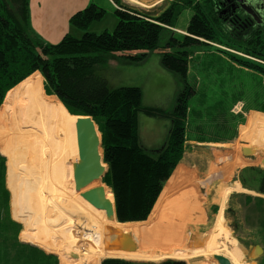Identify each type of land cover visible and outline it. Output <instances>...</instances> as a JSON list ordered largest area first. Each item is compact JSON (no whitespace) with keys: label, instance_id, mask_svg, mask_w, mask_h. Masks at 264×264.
I'll return each instance as SVG.
<instances>
[{"label":"rangeland","instance_id":"rangeland-1","mask_svg":"<svg viewBox=\"0 0 264 264\" xmlns=\"http://www.w3.org/2000/svg\"><path fill=\"white\" fill-rule=\"evenodd\" d=\"M129 1L135 2V0ZM193 15L194 11L192 8L185 9L174 25L176 27H187L190 21V19L187 21V18H191ZM104 18L103 22L96 23L97 25L91 27L89 31L93 28L92 30L97 32V34L103 33L102 31L104 30L99 28L103 26L109 28L108 31L112 33L118 23L115 11L107 7ZM112 21L113 23H111ZM173 32L177 38L181 39L179 32L175 30ZM171 34L167 32L163 36L162 44L167 42ZM188 49L199 53L198 55L196 54L197 58L190 63L189 81L195 87L196 94L190 101L191 112L189 113L188 134L191 137L200 139L228 138V141H230L225 146L211 147L209 150L201 146L187 145L184 160L187 161V159L191 158V161H189L190 166L189 168L187 167V174L200 175V180H203V173L207 172L209 164L215 163L217 160L222 161L224 154H227V152H235V156L242 154V151H240L241 147H243L241 144L242 140L264 142V133L261 129L253 120L248 119L242 113V110L244 111L249 106L264 109V97L261 95L262 77L260 75L258 77L246 75L234 66L226 64L224 60L222 61L221 58L217 57L216 50L211 47L199 45ZM199 51H203V53ZM162 52L163 50L161 49L151 52L148 58L140 64L130 62L124 58L112 59L109 55L107 63L100 70V74L108 79L111 88H141L144 106L161 108L171 112L175 107L177 96L182 90V84L178 75L163 67L161 63ZM237 99H242L246 106H241ZM224 104L228 107L226 113H223ZM245 113L264 127V114L254 111ZM78 119L79 117L71 115L60 101L45 97L42 91L34 85H29L25 89L23 98L16 110H10L0 115V264H54V257L41 259L40 263L37 262L33 258V254L37 250L28 247L27 245L29 244L36 245L39 249H44L48 253L56 254L57 264H99L104 260L92 256L95 250H99L96 245L94 247L91 245L92 248L91 246H86L83 251H80L82 247L79 245L85 246L87 244L85 240L89 237L86 233L101 230L100 222L103 219L96 215L101 213L102 210L98 209L100 211L98 213L94 206L87 204L86 201L83 202L81 200L83 198L82 193L76 190V184H70L72 181L68 183L65 180H58L69 176V173H64L62 176L57 174L56 176L42 177L37 175L32 178L25 176L26 180L23 182L21 192L23 206L28 207L29 204L33 205V207L39 206L36 199H39V201L43 200L42 203L47 201L45 206L42 204V207L39 206L34 212H36L35 214L38 217L41 214L50 215L56 220L58 228L57 230L52 229L53 235L48 233V229L35 226L30 221V218L26 219L27 224L24 226L20 222L22 217L17 216V212L15 213V218L18 220L13 216L12 193L10 190L14 194L15 209L17 208V196L19 195L17 194L18 191L16 192L19 172L13 171V168L18 166L16 164L21 162L24 165L28 163H44V160H51L57 164L67 163L68 158L75 160L79 154H68V158H63L61 157V151L33 149L35 153L30 152V150L23 152V155L19 157L15 155L17 157H11L9 163L8 185L10 189L7 185L8 151L10 148L14 146L32 148V144L40 143V141L51 142V144L53 143L58 147L75 146L77 139L76 121ZM139 122L141 144L151 156L157 157L167 140L171 121L167 118L150 117L140 113ZM241 124L240 138L238 128ZM96 134L100 139L101 134L97 127ZM67 141L69 142L67 143ZM244 148L247 147L245 146ZM214 153L216 154L214 155ZM256 155L257 157L259 155L260 158L263 157L264 147H259ZM232 162L228 163L231 170L225 173L221 182L215 180L213 184L211 183V185L209 184L205 187L206 195L202 199L204 210L202 221L199 222L198 220L202 218L201 216H192V213L186 216L184 211L182 212L183 214L181 213V206H179L178 201L179 187L177 188V185L172 191L165 214L161 212L160 215L157 212L159 219L157 224L162 225L164 228L161 245V249L164 251L175 250L171 242L172 239L181 238L185 247L188 248L187 239L191 231L198 234L210 232L208 239L216 244L219 243V248L209 249L207 253L205 251L194 252L192 254L193 258L191 256L184 260L167 258L162 261L171 259L183 261L186 264H217L216 260L209 255L217 253L227 256L232 261L234 260L233 257H237V254H239L242 257V263L256 264L249 262L248 253L246 252V248L249 246L243 240V235L246 237L245 234H248V232L243 231V228L235 231L233 227L234 222L239 224L241 219L244 218L238 209L240 206L238 207L235 203V196L229 194L226 203L222 204L221 194L226 190L225 187L231 188V179L236 169L245 165L243 161L235 164H232ZM225 164V162H222V166ZM73 165L79 168L80 163L74 162ZM70 166L67 167V170L70 169ZM23 173L24 170H22L21 175ZM73 182L77 183L75 179H73ZM196 183L200 184L201 182L196 181ZM99 184L105 186L106 197L113 203L110 195L111 191L102 181V178ZM219 187L224 189L220 191L218 190L220 189ZM205 188H201L202 193ZM166 190L171 192L168 186ZM79 193L80 196H78ZM53 194H56L57 197L52 202L47 198V195ZM46 206L48 207L46 208ZM84 207L86 208L85 210ZM221 209H223L226 222L222 214L216 218ZM231 210H234L235 215L232 214ZM240 210L243 209L241 208ZM42 219H45V217ZM147 220L146 222L143 221V223L128 222L123 224L115 219L113 228L122 226L125 228L126 225L128 227L130 224V226L132 224L150 226L151 224ZM218 220H221L219 226L217 225ZM14 223L19 224V226L17 225V227ZM25 228L28 233L34 232L48 235L47 237L40 235L27 237L24 235ZM256 241L260 245H264V240ZM238 247L243 249V253ZM72 254H76L78 257L73 258Z\"/></svg>","mask_w":264,"mask_h":264},{"label":"trees","instance_id":"trees-1","mask_svg":"<svg viewBox=\"0 0 264 264\" xmlns=\"http://www.w3.org/2000/svg\"><path fill=\"white\" fill-rule=\"evenodd\" d=\"M113 1L118 6V23L112 33L89 31L94 22L106 15L105 9L91 3L70 19L71 25L83 32L82 37L66 35L58 44H49L32 30L29 0H0V115L16 110L25 89L34 85L45 97L60 101L71 115L90 116L101 134L103 161L107 165L102 181L114 195L113 198L110 192L117 221L143 223L164 194L190 137V101L196 94L189 81L190 63L199 53L188 48L211 47L226 64L263 77L264 88V11L260 22L252 19V23L243 10L235 15L224 14L222 0H172L159 14L122 0ZM189 8L194 15L186 33L177 38L172 28ZM167 32L172 34L162 44ZM160 49L163 67L178 75L182 84L171 112L144 106L141 88H111L108 79L100 74L109 55L140 64ZM140 113L171 121L167 140L157 157L141 144ZM261 189L264 191V177ZM48 233L53 235L52 229ZM27 246L42 251L37 246ZM33 258L37 262L44 259L36 255ZM54 260L57 264V257ZM99 264L186 263L171 259L157 263L108 258Z\"/></svg>","mask_w":264,"mask_h":264},{"label":"crops","instance_id":"crops-1","mask_svg":"<svg viewBox=\"0 0 264 264\" xmlns=\"http://www.w3.org/2000/svg\"><path fill=\"white\" fill-rule=\"evenodd\" d=\"M172 0H135V2H131L129 0H122L123 3L141 8L147 11H152L153 13L159 14L163 10H165L171 3ZM91 3H95L97 6L103 8L106 10V8L110 7L114 11L118 6L115 4L113 0H29V8H30V21H31V27L32 30L35 32V34L40 37L44 42L49 44H58L66 35H72L74 37L80 38L83 35V32L74 26L71 25L70 19L73 15H75L77 12L84 10L86 7H88ZM135 3V4H134ZM190 16V15H189ZM264 18V17H263ZM105 18H103L101 21L94 22L91 27H94L97 25L96 23H101L104 21ZM190 19V17L187 18V21ZM186 21V22H187ZM113 23V21L111 22ZM90 27V28H91ZM102 28L101 30L108 31L109 28L106 27H99ZM93 29V28H92ZM90 30L93 33H97L93 30ZM172 30H175L176 32H179V34H185L187 27H176ZM102 31V32H104ZM112 59H115L111 57ZM235 68L243 71L246 75L249 76H259L256 72H253L251 70L245 69L243 67H239L235 65ZM263 80V77L261 78V81ZM262 84V82H261ZM261 95L264 97V88L262 85ZM55 97V96H51ZM239 101V104L241 106H246V103L242 99H237ZM191 109V108H190ZM223 113H226V109L228 107L224 104L223 106ZM248 111H254L257 113L264 114V109H261L259 107H247L245 110H242L243 115L247 116L248 119L253 120V122L261 129V131L264 133V127L259 124L258 121L253 119L250 115H248L245 112ZM191 112V110H190ZM231 116V115H230ZM243 116V119H244ZM243 124V123H242ZM241 125H239V137L241 135ZM241 138V137H240ZM228 138L224 139H202L199 141L198 138L195 137H189V140L186 142L187 145H196L201 146L205 149H210L211 147L216 146H225L228 144ZM242 140V139H241ZM71 141V140H69ZM67 141V143L69 142ZM243 147H241L242 154H238L235 156V152H227V154H224V159L217 160L215 163L209 164L208 170L206 173H203V180H200V175H193V174H187V167L189 168L190 159H185L183 156L182 162L174 173L172 174L171 178L175 174V172H178V183L177 186H179L178 190V201L179 206H181V213L184 211L185 215L188 216L192 213V216H201L202 218H199V222L202 221L204 217V210L202 207L203 197L206 195V186L213 182L215 180H218L221 182L222 178L224 179L225 173L229 172L231 170V167L228 165L230 161H233L232 164H235L237 162L243 161L245 162V165L237 168L235 171L234 176L231 179L230 187H225L230 189V195L235 196V203L240 206L239 211L243 215V219L239 222L240 229L243 228V231H247L248 234H245L246 237L243 235V240L246 244H248V248H246V252L249 254L253 249L255 245H260L257 243L256 240H264V191H262V179L264 177V156L260 158V156L256 155L257 151L259 150V147H264V142H249L247 140H242ZM250 148L253 152L248 153V155L244 154V147ZM33 149H46L49 151H61V157L68 158V154H78V146H77V139H76V145L75 146H63L58 147L55 146L51 142L46 141H40V143L32 144V148H26L22 146H14L9 149L8 151V177H7V185L9 182V163L12 158L19 157L23 155V152L30 151L32 153H35ZM256 152V153H255ZM254 153V154H253ZM216 153H214L215 155ZM17 155V156H15ZM185 155V154H184ZM67 163H54L51 160H44V163H28L27 165H24L22 162L19 164H16L18 166H15L13 168V171H18V182H17V208L14 207V194L12 193V207H13V216L15 218V213L17 216L22 217V220L20 221L24 226L27 224V220L30 218V221L38 227H42L44 229H53L57 230L58 223L55 219H53L50 215L45 216L41 214L39 217H45V219L39 218L38 215L36 216L35 210L38 209L39 206L42 207V204L47 203L45 201L44 203L42 201H39V199H36V202H38L39 206H34L29 204L28 207L23 206V200L21 199V192L23 187V182L26 180L25 176L28 177H36L37 175L40 177L42 176H56L57 175H64V173H69V176H66L63 179L58 180H65L66 182L72 183L70 184H76L73 182V179H75L76 175L75 172L77 170V167L73 165L74 162L80 163L79 155L76 157L75 160H72V158L67 159ZM17 162V160H16ZM19 162V161H18ZM48 162V163H47ZM222 162H225L226 164L222 166ZM261 163V164H260ZM31 166H30V165ZM71 166H70V165ZM70 166V169L67 170V167ZM232 166V165H231ZM214 167V168H212ZM107 169V168H106ZM21 170V171H20ZM22 170H24L23 175ZM37 171V172H36ZM37 174H36V173ZM219 172V173H218ZM27 173V174H26ZM216 177V178H215ZM71 178V179H70ZM170 178V179H171ZM169 179V180H170ZM213 179V180H212ZM57 180V179H55ZM54 180V181H55ZM168 180V182H169ZM206 182H205V181ZM211 180V181H210ZM196 181L201 182L200 184H197ZM167 182V183H168ZM204 182V183H203ZM166 183V184H167ZM166 186V185H165ZM176 186V187H177ZM202 186L203 189L205 188V191H203L200 187ZM9 188V185H8ZM220 188V187H219ZM10 189V188H9ZM224 188H220L218 190H222ZM165 191V187H164ZM219 191V192H220ZM80 193H83V191H78ZM80 193L78 196H80ZM164 193V192H163ZM31 194V192H30ZM220 194V193H219ZM60 195V194H59ZM163 195V194H162ZM229 196V195H228ZM56 194L53 195H47V198H49L50 201L56 200ZM67 198V197H66ZM161 198V197H160ZM159 198V199H160ZM228 198V197H227ZM224 204L226 203V200ZM81 199V197H80ZM38 200V201H37ZM64 200V199H63ZM83 202L86 201L85 199H81ZM87 204L91 205L88 201H86ZM57 205V204H56ZM224 207V205H222ZM48 206H46L47 208ZM243 210H240V209ZM60 209V208H59ZM86 208L84 207V210ZM48 212V211H46ZM232 214H234V210H231ZM183 214V213H182ZM222 214L223 218L226 222L223 209L219 212L216 218ZM235 215V214H234ZM16 219V218H15ZM195 219V218H194ZM18 220V219H16ZM26 220V221H25ZM197 224V223H195ZM249 228V229H248ZM193 232V231H191ZM190 232V233H191ZM24 235L28 236H43L47 237L46 234L42 233H28L26 231V228L24 229ZM189 233V234H190ZM210 233V232H209ZM209 233H206L209 235ZM33 245V244H31ZM36 246V245H34ZM264 249V245H260ZM38 247V246H37ZM39 248V247H38ZM37 257L40 258H50V257H56V254H53L51 252L44 251H37L34 253ZM251 263V262H250ZM46 264V263H45ZM55 264V260H54Z\"/></svg>","mask_w":264,"mask_h":264},{"label":"bare ground","instance_id":"bare-ground-1","mask_svg":"<svg viewBox=\"0 0 264 264\" xmlns=\"http://www.w3.org/2000/svg\"><path fill=\"white\" fill-rule=\"evenodd\" d=\"M94 147L95 145L93 146V149ZM97 148L98 151L96 150V154H94V179L92 184L89 186V188L98 185L100 179L103 177V174L107 170L106 169L107 165L103 161V151L101 148L99 147ZM177 174L178 172H175L173 177L168 182L167 186L169 187L171 192H168V190H166L164 194L161 196V198L157 201L155 208L149 217L150 219H148L149 220L148 223L151 224L150 226H141L135 224H132V226H130L131 225L130 224L128 227L126 225L125 228H123V226L113 228V225H115L114 223L116 219L115 216L112 215L108 217L104 210H102L101 213H99L100 211L96 209V211L99 213V214L97 213L98 215L96 216L103 219L101 220V222L99 221L101 230L100 231L94 230V232L86 233L89 238L85 240V242H87L85 246L79 245L82 247L80 251H83L84 247L86 246L92 245L94 247L96 245L97 247H99V250H95L92 253V256L95 258H99V259L120 258L125 260H132V261L159 262L167 258L184 260L189 258L190 256L192 257L193 256L192 254H194V252L205 251L207 253L209 249L219 248L220 244L219 243L216 244L212 240H209L208 234L206 233L198 234V233H194L193 231L189 234L187 239L188 248L185 247L184 242H182V239L180 238V239L171 240L175 250L172 251L171 249V251L169 250L168 252L161 249L163 235H164V228L162 225L157 224L159 220L157 212H159L161 215V212L165 214V211H167L168 201L171 197L172 191L174 190L175 186L178 183ZM178 187L179 186H177V188ZM229 193H230V189L226 188L223 194H221L222 204H224L225 199L228 197ZM220 224H221V220H218L217 225L219 226ZM117 235L118 236L120 235V237H118ZM114 240L116 241L117 244H119L120 247H124V248L122 250H112L109 247V245ZM238 249L243 253L242 248L238 247ZM72 255L73 258L78 257L76 254H72ZM209 255L210 257H213L214 255H220V254L211 253ZM225 257L228 258L227 256ZM233 258H234L233 261L232 259L228 258L232 262V264H244L242 263V257L239 254H237V257L234 256ZM216 263L218 264L217 261Z\"/></svg>","mask_w":264,"mask_h":264},{"label":"water","instance_id":"water-1","mask_svg":"<svg viewBox=\"0 0 264 264\" xmlns=\"http://www.w3.org/2000/svg\"><path fill=\"white\" fill-rule=\"evenodd\" d=\"M237 2L241 4L240 8L246 11L253 20L260 22V15H262L264 11L262 0H238ZM78 117L79 119L76 121V136L80 166L75 172V180L78 183L76 190L83 191L81 194L82 197L96 209L104 210L108 217L114 215L116 218L115 202L112 203L107 199L105 187L98 183V185L89 188L94 179V154H96V150L98 151L97 147L102 149L101 138L99 139L96 134V127L98 129V126L90 116ZM94 145L95 147L93 149ZM244 153H252V150L250 148H245ZM105 173L103 174V177ZM118 237H120V235ZM109 247L112 250H122L124 248L120 247L115 240L109 245ZM263 254L264 249L260 245H256L252 257L256 258ZM213 258L218 264H232V262L223 255H214Z\"/></svg>","mask_w":264,"mask_h":264},{"label":"flooded vegetation","instance_id":"flooded-vegetation-1","mask_svg":"<svg viewBox=\"0 0 264 264\" xmlns=\"http://www.w3.org/2000/svg\"><path fill=\"white\" fill-rule=\"evenodd\" d=\"M238 0H222L221 1V4L223 5L224 9H223V13L226 14V13H231L233 15H235V13H239L240 10H243L242 8H240V3L237 2ZM244 11V10H243ZM233 12V13H232ZM245 13V14H244ZM243 15L246 16V18L248 17L249 20L253 22L252 20V17L248 16L246 11H244ZM233 227H234V230H239L240 229V225L238 224V222H234L233 224ZM256 246V245H255ZM255 246H254V249L248 254V257H249V262L253 263L255 262L256 264H264V254L262 256H257L256 258L255 257H252L253 255V252L255 251Z\"/></svg>","mask_w":264,"mask_h":264}]
</instances>
